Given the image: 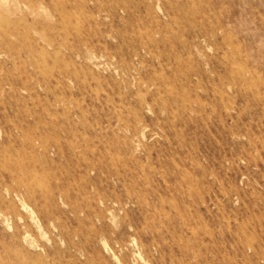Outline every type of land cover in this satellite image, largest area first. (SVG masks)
<instances>
[{
    "label": "rangeland",
    "instance_id": "obj_1",
    "mask_svg": "<svg viewBox=\"0 0 264 264\" xmlns=\"http://www.w3.org/2000/svg\"><path fill=\"white\" fill-rule=\"evenodd\" d=\"M0 200V264H264V0H0Z\"/></svg>",
    "mask_w": 264,
    "mask_h": 264
},
{
    "label": "bare ground",
    "instance_id": "obj_2",
    "mask_svg": "<svg viewBox=\"0 0 264 264\" xmlns=\"http://www.w3.org/2000/svg\"><path fill=\"white\" fill-rule=\"evenodd\" d=\"M94 21V20H93ZM71 141V140H70ZM31 159H32V157H31ZM178 167V166H177ZM21 175V174H20ZM18 193H19V191H18ZM20 195V194H19ZM17 197V196H16ZM24 199V198H23ZM1 201V200H0ZM27 206V205H26ZM23 207V206H22ZM27 209H28V207H27ZM30 210V209H29ZM29 212H31V211H29ZM34 213V212H33ZM31 217V216H30ZM34 218V217H33ZM40 218V217H39ZM37 220V219H36ZM35 224V223H34Z\"/></svg>",
    "mask_w": 264,
    "mask_h": 264
}]
</instances>
